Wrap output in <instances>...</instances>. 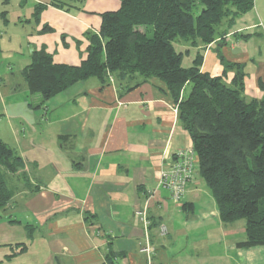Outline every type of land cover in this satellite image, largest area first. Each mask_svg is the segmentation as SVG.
<instances>
[{"label":"crops","instance_id":"obj_1","mask_svg":"<svg viewBox=\"0 0 264 264\" xmlns=\"http://www.w3.org/2000/svg\"><path fill=\"white\" fill-rule=\"evenodd\" d=\"M65 1L0 0V48L27 53L29 61L18 71L16 84L10 78L4 85L9 93L24 96V107L13 115L16 104L2 99L3 115L10 122L13 116L19 121L14 141L1 133L5 130L0 138L6 144V137L12 140L31 178V184L17 187L11 203L0 211V264H107L109 260L112 264H209L212 241L223 244L227 259L230 254L238 264H264V246H239L246 239L245 224L241 228L237 222L223 224L216 202L210 211L202 206L207 194L197 178H201L198 169L181 204L174 203L159 184L160 173L174 155L193 145L163 81L152 78L126 92L127 83L114 79L105 86L91 78L43 106L37 96L31 106L34 99L22 76L31 53L45 48L56 64L79 66L87 58L85 34L98 33L101 15L119 10L121 4V0H81L71 8ZM249 15L245 21L249 29L243 34L260 29L250 28L257 24ZM253 39L240 37L239 42L229 39L230 45L228 40L216 45L226 58L247 64L246 94L260 98L264 55L260 48L258 58L248 52ZM180 48L184 67H191L202 51L201 70L213 77L223 75L217 52L209 45ZM239 48L241 52L234 53ZM185 58L189 66L184 65ZM10 70L8 77H16L17 71ZM233 76L230 73L228 79ZM189 92L187 85L184 95Z\"/></svg>","mask_w":264,"mask_h":264},{"label":"trees","instance_id":"obj_2","mask_svg":"<svg viewBox=\"0 0 264 264\" xmlns=\"http://www.w3.org/2000/svg\"><path fill=\"white\" fill-rule=\"evenodd\" d=\"M77 3L81 0L63 4L72 8ZM53 5L63 7L60 2ZM254 7L255 0H121L119 10L101 15L98 33L85 34L87 58L79 66L56 64L41 48L31 53L22 71L30 96H41L40 106L91 78L106 86L112 76L121 85L127 83L126 92L152 78L163 81L178 106L179 123L191 137L197 169L221 222L246 220V239L239 243L246 249L264 246V96L248 98L246 64L228 63L220 56L223 75L213 77L201 70L202 51L186 68L175 44L208 46L225 37L219 32L225 21L232 29ZM138 79L136 84L130 81ZM187 85L190 92L185 96ZM259 88L264 93L262 81ZM24 170L23 158L0 138V211L15 194L8 176Z\"/></svg>","mask_w":264,"mask_h":264},{"label":"rangeland","instance_id":"obj_3","mask_svg":"<svg viewBox=\"0 0 264 264\" xmlns=\"http://www.w3.org/2000/svg\"><path fill=\"white\" fill-rule=\"evenodd\" d=\"M246 15H243L240 19H238L237 20L238 24L236 23L237 25H235L232 29L226 28L227 22L225 21V23H226L224 25L225 27H222L219 29V32L223 31V33H226L225 37L224 38H218L217 40H215L214 43L209 44V50L212 48V51L217 52V56L219 58V61H221L220 56H222L226 60V62L235 63V62H233L234 61L233 59H228L224 56L223 52L218 47L219 44L224 45L226 43V40H228L229 45H230L231 42L229 39H231L234 42H237V41L239 42L240 37L245 38V36H248V37L250 36L248 39V41H249V40L254 38L255 32L259 33V36H256L251 42H249V45L247 48V49H249L248 52L251 54V56H253V57L256 56L258 58V52H259V48H260L261 52L264 55V40H263L264 39V0H255V7L250 12V15H249V18L252 21H255L257 24L256 26H253L250 28L255 27V28H260V29H254L253 30V31H255L254 33H251L252 30H250V31H248V32H250V34H243L245 31H247L249 29V27L245 26V24H247L245 22L247 19ZM260 23H262L263 26ZM238 26L241 27L240 30H236V27H238ZM259 37H261L263 39L258 40ZM216 43H218V45H216ZM242 43L245 45V42H242ZM187 44L189 46H191L189 43L183 44V42L180 44H178V43L175 44L177 51H179V49H181L180 45L182 48H185ZM243 44H242L241 48L245 49L246 46H244ZM26 56H27V53L25 54V56H23L22 54L17 55V53H15V52L8 51L5 48H0V131L5 130L6 132H1V133H3V135H6L5 133H7L13 141H14L13 136H12L13 130H15L16 127H18L19 119L15 118V116H13V118L10 122L9 119L3 115L2 99H6L8 103L16 104L13 106L12 112H11L12 114L14 113L13 115H15V113H17L21 110V107H24V103H22V101L24 100L23 99L24 96L23 95L19 96V95H14V94L9 93V89L6 88L4 85H8L10 78H11V81L13 84H16L17 80L20 79L18 71H20V69L23 66H25L26 63H29V61H27ZM183 59H184V56H183ZM231 60H233V61H231ZM240 64H246V63H243V61H242ZM184 65L189 66V64L186 62V58L184 60ZM10 69L17 71V72H15V73H17L15 75L16 77H14V78L8 77L11 74V73H9V71H11ZM223 71H224V68H223ZM246 72H248L247 68H246ZM232 74H234V73H232ZM256 75H257V71L253 74V76H256ZM228 77H229V75H228ZM247 77H248V75H247ZM247 77H246V79H247ZM260 81H262L264 83V81L261 78H259L258 88H259V82ZM113 82H114V77L111 76L110 77V83H113ZM254 90L256 91V89H254ZM259 90H260V88H259ZM246 91H247V89H246ZM250 92H252V91H250ZM261 95L262 96L260 98H257V99L261 100L264 96V93L261 92ZM37 96H40V95L37 94L35 96L30 97V98L34 99V103L36 102ZM253 96L254 95L251 93L250 96H248V98L252 99ZM26 97H27V95H26ZM12 104H10V105H12ZM175 107L178 108L177 105H175ZM12 114H11V117H12ZM29 118H31V116ZM15 122H17V123H15ZM47 133H49V131H47ZM6 139H7L6 141H8V143H9L8 146L13 148L14 143H12V140L9 141L8 137H6ZM26 167H27V164L25 162V170H24L25 174L21 175L20 173H18V174L13 175V176H8L10 186L14 190V193L16 192L17 187L19 188L20 185H22V184H25V185L29 184L30 185L31 184V178L29 176V173H28ZM197 178H199L198 180L202 183L204 189L206 190L205 192L207 194L205 196V198H203V202L201 204L204 208L206 207L210 211V209L213 206H215V205H213V204H215V201H214V199L210 193V190L206 186L205 182L200 177H197ZM11 201H10V203H11ZM244 224L246 225V220H240L236 223V226H239L238 228H241ZM213 237H214L213 240L217 241L216 236H213ZM5 264H8V263L5 262ZM209 264H238V262L236 260H233L230 254H229V257L227 259V253L225 251L224 245L212 241L211 244H209Z\"/></svg>","mask_w":264,"mask_h":264},{"label":"built area","instance_id":"obj_4","mask_svg":"<svg viewBox=\"0 0 264 264\" xmlns=\"http://www.w3.org/2000/svg\"><path fill=\"white\" fill-rule=\"evenodd\" d=\"M178 111V109L176 108ZM198 167V159L194 149L187 148L179 150L172 162L160 173L159 184L166 189L172 201L176 204H181L188 186L194 180ZM146 219L144 213H138ZM163 234L166 233V228L162 227Z\"/></svg>","mask_w":264,"mask_h":264},{"label":"water","instance_id":"obj_5","mask_svg":"<svg viewBox=\"0 0 264 264\" xmlns=\"http://www.w3.org/2000/svg\"><path fill=\"white\" fill-rule=\"evenodd\" d=\"M237 52H241V50L240 49L234 50V53H237Z\"/></svg>","mask_w":264,"mask_h":264},{"label":"bare ground","instance_id":"obj_6","mask_svg":"<svg viewBox=\"0 0 264 264\" xmlns=\"http://www.w3.org/2000/svg\"><path fill=\"white\" fill-rule=\"evenodd\" d=\"M177 108V107H176ZM178 109V108H177ZM162 232V231H161ZM163 234V233H162ZM146 252H148V250H146Z\"/></svg>","mask_w":264,"mask_h":264}]
</instances>
